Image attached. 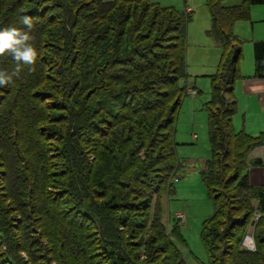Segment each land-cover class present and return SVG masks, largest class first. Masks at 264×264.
Here are the masks:
<instances>
[{
	"label": "trees",
	"instance_id": "trees-1",
	"mask_svg": "<svg viewBox=\"0 0 264 264\" xmlns=\"http://www.w3.org/2000/svg\"><path fill=\"white\" fill-rule=\"evenodd\" d=\"M225 1L205 0L220 59L205 105L200 177L214 213L201 241L208 264H264V188L247 169L264 138L233 129V26L264 0ZM189 19L151 0H0V28L27 31L37 52L32 65L0 55L12 77L0 86V264H186L182 220L164 221L163 206L181 168ZM253 54L260 77L264 42Z\"/></svg>",
	"mask_w": 264,
	"mask_h": 264
},
{
	"label": "rangeland",
	"instance_id": "rangeland-1",
	"mask_svg": "<svg viewBox=\"0 0 264 264\" xmlns=\"http://www.w3.org/2000/svg\"><path fill=\"white\" fill-rule=\"evenodd\" d=\"M151 1L180 12H184L187 8L190 9L188 13L191 21L188 24L187 33L188 38L189 33L191 37L187 38L186 87L193 86L200 92L195 97L185 96L182 99L174 135L177 145L176 157L180 161L181 168L177 178L172 182V194L164 199L163 207L164 221L168 218L172 221L174 215L184 217L185 222L181 225L185 244L176 242V246L186 264H208L206 250L201 241V231L204 223L213 216L214 207L202 183L200 170L211 156L205 107L211 99V79L207 76L215 73L220 59L219 51L213 44L203 46L207 41V36L204 37L203 33L210 28V16L205 0ZM224 4L236 6L242 4V0H227ZM233 33L240 34L238 37L243 41L240 63L248 62L249 64L251 60L253 64V45L258 40L264 42V5L252 6L250 19L236 22L233 26ZM193 39L203 43L200 44L202 46L196 47L195 44H191ZM233 96L235 100H238V93H233ZM242 113V109H237L233 120L235 132L244 131ZM263 151L264 147L261 146L255 149L254 154L261 156ZM247 169L251 186L264 188V179L260 173L264 165L255 164V160L249 156Z\"/></svg>",
	"mask_w": 264,
	"mask_h": 264
},
{
	"label": "crops",
	"instance_id": "crops-1",
	"mask_svg": "<svg viewBox=\"0 0 264 264\" xmlns=\"http://www.w3.org/2000/svg\"><path fill=\"white\" fill-rule=\"evenodd\" d=\"M186 12L190 13V9L187 8ZM209 29L210 28L207 29L206 33L205 32L203 33L204 37L207 36V41L205 45L203 46L213 44V46L218 49L219 56H220V49L217 47L214 41L207 34ZM187 30H188V27H187ZM236 36L238 37L240 36V34H237ZM190 37H191L190 33H189V38H188V33H187V38L190 39ZM208 39H210L209 43H208ZM193 40L194 41H191L192 42L191 44H195L196 47L202 46L200 44H203V43H201L197 39H193ZM257 42H261V41L258 40ZM202 57L203 56H201V58ZM190 58H191V55H190ZM210 76L211 75L207 77H210ZM199 92L200 91H198L197 95L199 94ZM233 93L235 94L238 93V100L236 99V109L240 108L243 110L242 114H243L244 131L253 137L264 138V73L260 77L256 76L254 58H253V64L251 63V60L249 61V64L248 62H246V64L245 63L239 64L238 78L236 79V82L234 84ZM250 158H252L255 161H260L258 158H256V155L254 154V152L250 154ZM262 165H264V163H262ZM260 173H261L262 178L264 179V169L261 170Z\"/></svg>",
	"mask_w": 264,
	"mask_h": 264
},
{
	"label": "clouds",
	"instance_id": "clouds-1",
	"mask_svg": "<svg viewBox=\"0 0 264 264\" xmlns=\"http://www.w3.org/2000/svg\"><path fill=\"white\" fill-rule=\"evenodd\" d=\"M23 25L27 29L32 28L31 21L27 17L22 18ZM30 36L27 31H23L17 27L9 26L0 28V55L8 53L17 62H22L24 65H32L36 58L37 52L27 42ZM17 71L20 70V64H17ZM12 77L5 72H0V86L10 83Z\"/></svg>",
	"mask_w": 264,
	"mask_h": 264
},
{
	"label": "built area",
	"instance_id": "built-area-1",
	"mask_svg": "<svg viewBox=\"0 0 264 264\" xmlns=\"http://www.w3.org/2000/svg\"><path fill=\"white\" fill-rule=\"evenodd\" d=\"M196 94H197V90L193 86L192 87H186V89H185V95L186 96L194 97V96H196ZM256 158H258L262 163H264V151H263L261 156L256 154ZM177 217L182 220L181 224H184V222H185L184 221V217H181V216H177ZM242 247L246 248L249 251H254L255 250L254 241H253L251 235L246 236V238L244 239V242L242 244Z\"/></svg>",
	"mask_w": 264,
	"mask_h": 264
},
{
	"label": "water",
	"instance_id": "water-1",
	"mask_svg": "<svg viewBox=\"0 0 264 264\" xmlns=\"http://www.w3.org/2000/svg\"><path fill=\"white\" fill-rule=\"evenodd\" d=\"M253 223V222H252Z\"/></svg>",
	"mask_w": 264,
	"mask_h": 264
}]
</instances>
